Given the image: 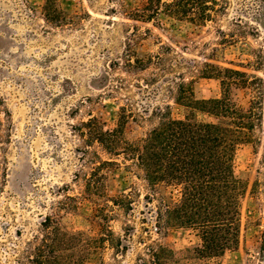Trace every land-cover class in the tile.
<instances>
[{
	"label": "rangeland",
	"instance_id": "rangeland-1",
	"mask_svg": "<svg viewBox=\"0 0 264 264\" xmlns=\"http://www.w3.org/2000/svg\"><path fill=\"white\" fill-rule=\"evenodd\" d=\"M54 1L57 23L45 20L44 0H0V264H29L27 251L46 216L97 238L84 250L95 253L83 260L82 251L79 264H145L149 245L170 248V264H264L258 0H218L223 10L202 25L166 15L169 0ZM127 59L148 61L147 67L127 68ZM182 80L190 81L196 99L226 93L259 113L252 141L235 158V172L246 182L238 242L219 258H191L186 249L199 239L190 228H157L159 193L177 200L179 187L152 195L134 162L90 139V119L96 135L125 115L124 138L135 142L157 124V108L182 118L188 110L174 102ZM122 195L124 210L111 201ZM106 228L121 238L118 249L101 240Z\"/></svg>",
	"mask_w": 264,
	"mask_h": 264
},
{
	"label": "trees",
	"instance_id": "trees-1",
	"mask_svg": "<svg viewBox=\"0 0 264 264\" xmlns=\"http://www.w3.org/2000/svg\"><path fill=\"white\" fill-rule=\"evenodd\" d=\"M155 1L161 0H148L150 4ZM54 4V0H44L45 20L51 23L59 22L54 15ZM256 6L254 19L263 24L264 0H258ZM164 7V13L171 18L202 25L216 18L224 4L218 0H169ZM152 10L158 12L154 7ZM147 63L126 61L127 68L133 69H145ZM188 83L190 81H180L174 97V102L188 113L175 118L170 111L157 108V124L135 142L124 138L125 115L106 133L95 135L96 122L90 119L87 123L90 139L98 142L108 154H124L125 159L135 163L152 195L158 194L162 186L179 187L177 200L159 193L157 228H190L199 239L196 246L186 249L192 253L191 258H219L238 242L240 203L246 182L235 172V158L238 149L252 141L259 113L253 105L247 110L240 108L226 93L220 98L196 99L192 88H187ZM196 112L206 113L216 121L199 120ZM126 200V195L111 199L113 206L123 210ZM40 224L41 237H36L33 247L27 251L29 264H79L78 254L86 252L82 255L85 260L95 253L84 251L94 246L95 236L69 231L49 216ZM120 239L109 228L101 237L115 249L119 248ZM147 250L149 259L144 260L145 264H170L174 258L172 250L163 245L157 248L149 245Z\"/></svg>",
	"mask_w": 264,
	"mask_h": 264
}]
</instances>
